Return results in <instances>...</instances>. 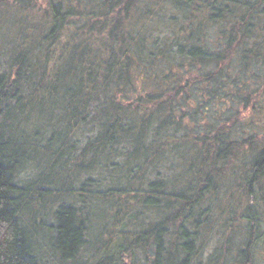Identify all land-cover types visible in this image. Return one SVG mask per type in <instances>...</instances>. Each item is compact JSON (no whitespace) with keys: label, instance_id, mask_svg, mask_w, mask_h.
Instances as JSON below:
<instances>
[{"label":"trees","instance_id":"trees-1","mask_svg":"<svg viewBox=\"0 0 264 264\" xmlns=\"http://www.w3.org/2000/svg\"><path fill=\"white\" fill-rule=\"evenodd\" d=\"M0 264H264V0H0Z\"/></svg>","mask_w":264,"mask_h":264},{"label":"rangeland","instance_id":"rangeland-1","mask_svg":"<svg viewBox=\"0 0 264 264\" xmlns=\"http://www.w3.org/2000/svg\"><path fill=\"white\" fill-rule=\"evenodd\" d=\"M12 20H11V17H10V14L8 13V14H5V16H4V24H5V26L3 27L4 29L6 28V30H7V32L8 31H11V29H12V26H13V23L11 22ZM9 33V32H8ZM9 36H11V35H9ZM96 213H97V215L98 216H100L101 217V215L103 214V212H102V209H101V207H99V206H97L96 208H95V210H94ZM219 230V229H218ZM217 230V231H218ZM216 237L213 239V243H215V241L217 240V238H218V236L217 235H219L217 232H216ZM216 244H212V245H210L209 246V248L208 249H212L214 246H215Z\"/></svg>","mask_w":264,"mask_h":264}]
</instances>
